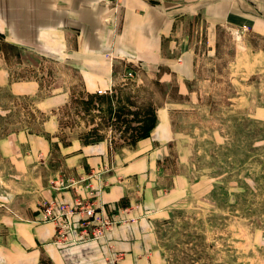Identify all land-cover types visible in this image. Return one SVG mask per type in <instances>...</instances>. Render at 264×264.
I'll list each match as a JSON object with an SVG mask.
<instances>
[{
	"label": "crops",
	"instance_id": "obj_1",
	"mask_svg": "<svg viewBox=\"0 0 264 264\" xmlns=\"http://www.w3.org/2000/svg\"><path fill=\"white\" fill-rule=\"evenodd\" d=\"M223 25L264 34V0H0V39L71 73L43 93L39 78L13 76L0 50V84L15 96L32 97L37 111L47 114L40 130L0 138L11 179L27 181L29 189L27 195H5L0 181V264L166 263L155 231L163 197L148 181L169 147L167 108H156L154 126L130 156L113 154L106 140H73L57 142V160L50 147L58 124L51 113L67 100L70 79L95 92L121 78L127 65L157 68L163 61L187 77L193 67L188 37L197 31L214 37ZM70 179L75 183L61 187ZM76 198L123 221L100 239L57 243L54 223L40 219L37 205Z\"/></svg>",
	"mask_w": 264,
	"mask_h": 264
},
{
	"label": "rangeland",
	"instance_id": "obj_2",
	"mask_svg": "<svg viewBox=\"0 0 264 264\" xmlns=\"http://www.w3.org/2000/svg\"><path fill=\"white\" fill-rule=\"evenodd\" d=\"M216 31L188 37L193 67L187 77L171 72L166 61L157 68L127 65L134 73L101 95L70 79L67 100L51 113L57 160V142L73 140H106L113 154L130 156L141 122L167 108L169 147L148 181L163 197L155 231L165 264H264V34L226 25ZM0 50L12 75L39 78L43 93L55 79L71 76L1 39ZM180 52H173L175 61ZM35 107L32 97L0 84V138L40 130L47 114ZM11 173L0 155L1 191L27 195V181Z\"/></svg>",
	"mask_w": 264,
	"mask_h": 264
},
{
	"label": "built area",
	"instance_id": "obj_3",
	"mask_svg": "<svg viewBox=\"0 0 264 264\" xmlns=\"http://www.w3.org/2000/svg\"><path fill=\"white\" fill-rule=\"evenodd\" d=\"M134 70L127 68L122 76H131ZM111 90V85L98 88L96 94H106ZM75 181H61V187L72 185ZM86 187V185H85ZM93 193V189L88 191ZM40 219L51 221L55 226V241L57 243H78L103 237L114 223L123 219H113L104 215L92 201L76 198L73 202L48 200L39 208Z\"/></svg>",
	"mask_w": 264,
	"mask_h": 264
},
{
	"label": "trees",
	"instance_id": "obj_4",
	"mask_svg": "<svg viewBox=\"0 0 264 264\" xmlns=\"http://www.w3.org/2000/svg\"><path fill=\"white\" fill-rule=\"evenodd\" d=\"M142 125L140 126V128L138 129L139 131L136 133V139H139V138H142V137H145L149 134L151 128L154 126L155 124V116H151V118L147 121H142L141 122ZM91 142V141H89ZM88 143V141L86 142ZM47 262V264H50L48 261H40L38 264H45Z\"/></svg>",
	"mask_w": 264,
	"mask_h": 264
}]
</instances>
